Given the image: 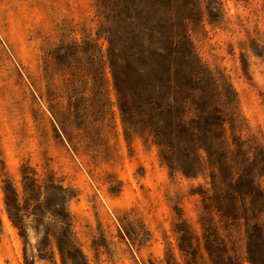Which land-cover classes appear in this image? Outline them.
Segmentation results:
<instances>
[{"label": "rangeland", "instance_id": "rangeland-1", "mask_svg": "<svg viewBox=\"0 0 264 264\" xmlns=\"http://www.w3.org/2000/svg\"><path fill=\"white\" fill-rule=\"evenodd\" d=\"M100 1L120 5L0 0V264H252L247 236L254 226L264 235V197L222 215L208 199L218 169L174 146L173 129L205 115L177 100L179 113L154 116L115 86L104 35L123 26L147 37L137 18L164 20L168 6L123 3L137 17L123 24ZM169 3L210 83L235 98L237 124L221 149L212 135L208 144L238 163H224L220 188L241 175L264 192V0ZM158 120L168 147L148 126ZM232 138L240 150L225 148Z\"/></svg>", "mask_w": 264, "mask_h": 264}, {"label": "trees", "instance_id": "trees-1", "mask_svg": "<svg viewBox=\"0 0 264 264\" xmlns=\"http://www.w3.org/2000/svg\"><path fill=\"white\" fill-rule=\"evenodd\" d=\"M119 6L106 5L104 1H100L102 7L108 12L107 19L114 21L115 16L120 17L119 23L125 24L123 17L126 19L137 18L131 15L129 11L124 10L123 3H134V0H116ZM140 0H137V4ZM146 1V7L151 8L150 0ZM170 0L161 2L162 8L169 11V17L164 20H155L150 11H142L146 15L143 20L137 18L140 29L148 31L147 37L137 34L135 31H124L121 26L117 31L111 29L104 35L109 41V56L112 72L114 74L115 86L118 93L125 91H133L138 97L140 106L143 110H147L154 116H159L164 109L173 112H180L177 106V100L183 104H192L198 111V115H205L204 126L197 119L191 121L188 126H180L175 128L174 133L177 135L175 148L184 158L197 154V159L201 162L203 153L208 156V162L218 169V176L212 175L214 178H220V184L226 180L221 178V171L224 163L236 164L237 161L232 154H221L217 148L211 149V137L214 136L218 140L221 149L223 142V134L226 136L229 128L237 124L236 112L232 109L234 99L229 89L225 90V83L221 81V88L217 85V79L211 84L212 73L202 67L198 61L192 56L190 41L185 32V17L180 19V23L175 17L178 15L176 7L169 3ZM125 12V13H124ZM189 17V16H187ZM136 23V22H135ZM163 24L166 27H163ZM179 24V25H178ZM182 24V25H181ZM168 25V28H167ZM177 26V29L175 28ZM179 28L181 31H179ZM140 43V44H138ZM146 43L147 48L143 47ZM149 68V69H148ZM137 81L134 87L128 86L130 81ZM198 92V98L194 100L193 96ZM168 96L170 102L163 106V99ZM217 101V103L212 102ZM160 120L156 122L150 121L149 127L155 139L160 144L168 147L170 142L165 141L163 135V127L159 125ZM228 126V127H227ZM214 127L222 128L223 132L213 133ZM212 135V136H211ZM232 138L231 142L225 144V148L234 145L235 148L241 147ZM172 146V145H169ZM201 154V155H200ZM238 155H243L239 152ZM204 158V156H203ZM238 164V163H237ZM192 165L187 163L185 170L191 171ZM188 171V172H189ZM238 171L233 173V176ZM261 174L260 177H263ZM220 184L213 187L214 202L220 206L219 210L224 216H238V209L241 208L242 202L253 205L258 198L264 197V192L256 191V186L245 181L240 175L237 181H230L226 186L220 188ZM219 189V190H216ZM247 254L252 264H264V235L261 227L254 226L253 231L248 233ZM234 264H239L238 261Z\"/></svg>", "mask_w": 264, "mask_h": 264}]
</instances>
